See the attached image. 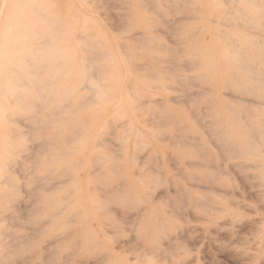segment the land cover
I'll list each match as a JSON object with an SVG mask.
<instances>
[{"label": "rangeland", "instance_id": "374dc122", "mask_svg": "<svg viewBox=\"0 0 264 264\" xmlns=\"http://www.w3.org/2000/svg\"><path fill=\"white\" fill-rule=\"evenodd\" d=\"M68 1L72 9H80V0ZM133 1L137 10L134 8L135 4L133 6ZM160 1L165 8H162ZM83 2L87 14L98 21L101 30L111 39L114 54L122 60L126 59L127 63L134 62L127 65L130 70L136 67L137 70H134L139 77L134 76V79H137V83L147 84V95L130 105L131 111H135L133 114L138 117L135 119V127L140 133L143 129L142 142L137 144L133 143L132 139L130 142L125 140L127 134L134 132L125 134L124 131L116 130L115 133L113 128L117 126L116 124L122 123L115 121L116 123L110 124L111 127L94 133L93 142L90 141L93 146L89 144L87 149H83L76 142H70L72 138L67 142L64 140L65 143L69 142L68 144L50 142L54 136L64 137L63 134L56 133L54 136L52 134L53 138L48 141L49 131L40 127L41 124H36L35 116L17 118L16 127L21 128L18 131L21 132L24 144L20 146L22 151L15 149L13 162L11 160L8 163V167H11L8 175L14 178L12 185L15 184L17 189L13 186L14 199L12 196L7 197L6 199H9H4L3 206L0 207V264H264V99L257 95V90L250 94L251 91L241 92L242 89L219 87L221 95L223 94L222 102L232 107L230 109L233 120L241 124V129L245 124L238 135L239 143H234V137L238 133L222 134L214 126L209 112V105H212L210 101L214 103V100L206 93L208 81L195 76L196 58L188 61L189 52H186V48H183L185 51L182 49L188 48L190 40L198 43L202 39L200 32L196 30L201 21L194 19L189 0L186 2L152 0L150 3L146 0L151 11L148 8L149 4L145 5V0H83ZM153 4L156 7H152ZM168 6H174L173 10ZM144 9H148L149 12L147 10L146 13ZM158 13L162 14L160 15L162 18L157 16ZM143 16H146L147 20H144ZM208 19L210 21L207 20L209 22H206L207 25L216 26L212 17ZM162 23L164 24L161 25ZM144 27H147L149 35L154 34L153 38L159 43L151 41L149 43L146 35L142 34ZM191 27L193 32H189L192 31ZM173 31L177 35H174ZM187 32L192 34L191 38ZM255 35L264 40V24L262 29L255 31ZM154 58H158L159 61H154ZM182 60L187 63L184 64ZM255 73H249L251 77L260 79L257 80L258 83L254 82L257 84L254 86L256 89L263 88L264 72L257 73L259 76ZM129 76L126 79L130 82L133 76ZM175 76L178 81L175 80ZM173 79L177 83H174ZM173 98H177L176 101ZM95 99L92 100L93 106H96ZM244 100L246 106L250 104L249 107H245ZM155 102L156 105L161 103L162 107L160 104L155 106ZM138 103L141 106L135 108ZM170 108L179 110L184 116L188 115L196 130L182 131L183 127L179 124H177L179 130L175 128ZM245 108L248 110H244ZM164 112H168V115ZM193 114L195 117H192ZM57 118L58 116L55 117L56 120ZM37 120L39 121V118ZM161 121L165 122L162 124ZM249 121L251 124L260 121L262 125L249 128ZM210 123L213 124V128L210 127ZM25 124L26 126H23ZM74 134L75 132H72L70 137L75 138ZM146 135L149 138H146ZM140 145L142 150L137 149L140 151L138 152L135 149ZM91 147L96 150L95 154L92 153L94 149ZM60 150H63V155H60ZM85 150H89L90 153L87 151V155H90L88 158L85 155L88 160L83 157L84 161L78 152L86 153ZM98 155L100 162L97 160ZM78 159L80 163L77 162ZM87 162L92 164L86 166ZM127 162L132 163L130 167ZM82 164L88 168L81 169ZM66 169L69 170L65 171ZM86 174L87 176L89 174V179ZM131 174L134 176L133 181L127 178L128 176L132 179ZM80 179L82 183H78ZM83 186L87 187V190L84 187V192ZM89 186L93 197L89 192ZM79 189L81 192H78ZM134 192L136 194L138 192L139 197ZM87 194L91 201L87 200ZM130 196V201H125ZM152 201L155 202V206L150 205H154ZM81 204H84V207ZM88 204L93 206L90 207ZM74 205L77 207L73 208ZM208 212L215 216L212 217L211 213L207 214ZM206 215L212 221L207 220ZM258 219H263L258 226L251 223L259 221ZM252 225L256 227L253 228ZM173 238H179L180 244L178 243L179 245L171 251L168 248V251L165 249L169 244L167 242Z\"/></svg>", "mask_w": 264, "mask_h": 264}, {"label": "bare ground", "instance_id": "6f19581e", "mask_svg": "<svg viewBox=\"0 0 264 264\" xmlns=\"http://www.w3.org/2000/svg\"><path fill=\"white\" fill-rule=\"evenodd\" d=\"M151 1L152 0H148L149 3ZM185 2H186V0H185ZM145 3H146L145 5L149 4V3L147 4L146 0H145ZM175 3L177 4V2H175ZM79 4H80V9L74 10V9H72L73 7L68 0H0V207L3 206L2 202L4 199H6L7 197H11L12 194H15V192H12V191H15V190H12L13 186L15 189H17L15 184L12 185L14 178L11 177L10 175H8V170H10V168H11V167L10 168L8 167V163L11 160L13 162L12 156L14 154V151H16L15 149L18 148V151L19 150L22 151L20 146H22L24 144V142L21 138V132L18 131L21 128L17 129V127H16L17 118H27L30 116H35L36 121H37L36 124L37 123L41 124L40 127L49 131V135H48L49 140L48 141H50L53 138L51 136L52 134H53V136H54V134L56 135V133L61 134V135L63 134L64 137H60V136L55 137L54 136V138L50 142H53V143L58 142V143L68 144L69 142L65 143L64 140H66V142H67L69 140V138H72L73 140H70V142L71 141H72V143L76 142L77 145H79L83 149H85V148L87 149V146L91 145L90 141L93 140V136H94L93 134L94 133H99V132L103 131L105 128L110 126V124L114 123L115 121H117V122L122 121V123H120V125L116 124L117 126L115 125L116 127L113 128L115 130V133H116V130L124 131V132H126L125 134H127V133L130 134V132L131 133L134 132V134H130V135L127 134L128 136L126 135L125 140L130 142V139H132L133 143L136 142L137 144L142 142L141 140L143 138L142 137V132H143L142 130L143 129L142 130L140 129L141 130V133H140L139 130L135 127V124H136L135 119L136 118L138 119V117H137V115L133 114V112H135V111H133V112L131 111L130 105H131V103L135 104V102L140 97H144L147 95V93H148L147 92V84L136 82L137 79L135 80L134 76L139 77V75L134 70V69H136V67H134L133 70L132 69L130 70L127 65H128V63L130 64L131 61L127 63L126 59L122 60V59H120V57H117V55L114 54V51L112 49L111 39L106 35L105 32H103L101 30V28L97 24L98 21L96 22V20L91 15L87 14L88 11L85 8V3L83 2V0H80ZM134 4H135V6H134ZM160 4H162V8H165L163 6L164 4L161 1H160ZM172 4L173 3H171V5ZM128 5H129V3H128ZM189 5H190V11L193 13V15H195V16H193L194 19L201 21V23H199L198 26H196V30H197V32H200L202 39L198 43L190 40L189 41L190 43L187 44L188 48L182 47V49L186 48V52L187 53L189 52L188 61L192 58H196L197 66H195V67H197V72L195 73V76L197 78H203L204 80L208 81L207 82L208 88L206 89V93H207V95L210 96L211 99L214 100V103H213V101H210V102H212V105L211 104H210L211 106L209 105V112L211 115V119H213V121H214V123H213L214 126H216L220 130V133H222V134L226 133V135H227V133H228V134L234 135V134L238 133L234 137L235 138L234 143H236V142L240 141V136H238V135H239V133H241V130L244 128L245 124L243 125V128L241 129V127H242L241 124L238 121H236L235 119L233 120V118H232L233 114L231 112L232 110L230 109L232 107L225 105L222 102V95L223 94L221 95V93L219 91V87H220V89H221V87H224V86L229 87L230 89L231 88L232 89L235 88L238 90L242 89V91L240 90L241 92H244V90L251 91L250 94L252 93V91L257 90L256 91L257 95L260 98L264 99V87L260 88V89H256V86H254V84L258 83L257 80H260V79L258 77L257 78L251 77L250 76L251 74L249 75V73H251V72H253V73L256 72L255 73L256 76H259L262 73V71L264 72V40H260L255 35V31L262 29V26L264 24V0H189ZM133 6L137 10L136 3L134 1H133ZM152 7H156V6L153 4ZM170 7H172V6H170ZM173 7H172V10H173ZM81 8H82V10H81ZM148 8L150 9V4H149ZM90 10H92V9H90ZM147 10L148 9L145 10L146 13H147ZM155 10H156V8H155ZM150 11H151V9H150ZM148 12H149V10H148ZM156 12H157V10H156ZM170 12H171V9H170ZM155 13H154V15H155ZM160 13H158V15H157L159 18L161 17L160 15H162ZM128 14H129V12H128ZM174 14H175V12H174ZM168 15H169V11H168ZM170 15H172V12ZM185 16H187V15H185ZM209 17H212L214 19L216 26L215 25L211 26V25L206 24V22L210 21L208 19ZM185 18H187V17H185ZM143 19L147 20V17L143 16ZM151 19H152V17H151ZM165 20L163 22H165ZM185 21H187V20H185ZM155 23L159 25V23H157V22H155ZM163 24L164 23H162L161 25H163ZM165 25H167V22ZM218 25H219V27H218ZM143 30L144 31L142 34L146 35V36L145 35L144 36L146 37L147 40H149V43H150V41L154 42L156 44L159 43V41L156 38L155 39L153 38L154 34H153V36L151 34L150 35L148 34L147 27H144ZM172 30H170V31H172ZM175 30H176V28H175ZM191 30L192 31H189V32H193V28ZM259 32H261V31H259ZM175 34L176 33L174 32V35ZM178 34H179V32H178ZM180 34H182V33H180ZM187 34L190 35L191 33L187 32ZM194 34H196V33L194 32ZM191 35H190V38H191ZM129 36H130V34H129ZM176 39L178 42V38H176ZM183 40H182V42H183ZM156 44H155V46H156ZM166 44H167V42H166ZM123 46H125V45H123ZM151 46L153 48V45H151ZM169 46L167 44L168 48H169ZM184 46H185V44H184ZM168 48H167V50H168ZM180 50H181V47H180ZM155 51L157 52L156 49H155ZM170 53L173 55L172 52H170ZM171 54H167V55H171ZM175 57H177V55ZM150 60H151V58H150ZM155 60L159 61L158 58L157 59L154 58V61ZM182 61L184 62V64L187 63V62H185V60H182ZM191 62H193V61H191ZM132 63H134V62H131V64ZM150 63H152V61H150ZM135 64H136V62H135ZM174 65H175L174 67H176V64H174ZM143 66H145V65H143ZM137 67H139V66H137ZM174 69H176V68H174ZM174 72H176V71H174ZM178 72H176V73H178ZM166 73H167L166 75L168 76V72H166ZM257 73H260V74H257ZM129 75L133 76V78L130 82L126 79ZM169 76H170V74H169ZM176 77L177 76H175L174 78H175V80L178 81V79H176ZM179 78L181 79V77H179ZM173 81H174V79H173ZM254 82H256V83H254ZM260 82H262V81H260ZM174 83H177V82L174 81ZM196 83H198V82H196ZM155 87H156V85H155ZM259 87H260V85H259ZM261 87H262V85H261ZM170 88H169V90H170ZM200 88H202V87L200 86ZM161 90L164 91V89H161ZM87 91H89L91 94L88 93ZM117 94H119V96ZM186 95H187V93H186ZM234 95H235V93H234ZM253 95H255V94H253ZM189 97H191V95ZM93 98L94 99L96 98L95 99L96 106H93V103H92ZM187 98H188V95H187ZM187 98H186V100H187ZM233 98H234V96H233ZM167 99L169 100V98H167ZM173 99H174V101H176L177 98H173ZM209 100L206 101V104H207V102H209ZM89 101H91L90 104L88 103ZM157 101L159 102V100H157ZM171 101L173 102L172 99H171ZM203 101H205V100H203ZM184 102H186V101H184ZM184 102H183V104H186ZM159 104L161 105V103H159ZM159 104L157 103V105H156V102H155V106H159ZM206 104H205V106H206ZM142 105H143V103H142ZM138 106H141V104L138 103V105L135 106V108H138ZM247 106H246V101H245V107H247ZM249 106H250V104H249ZM161 107H162V105H161ZM190 107H191V105H190ZM194 107H196V106H194ZM241 107H242V105H241ZM141 108H140V110H141ZM159 108H157V109H159ZM206 108L208 109V107H206ZM244 110H248V109L245 108ZM169 111L171 114V115L170 114L169 115L174 120V124H175L174 126H176L175 128H177V124H179L183 127V128H181L182 131H183V129H184V131H188V132H193L194 130H196L193 123L190 121L188 115L184 116L177 109H171L170 108ZM246 112L247 111H245V113ZM250 112H251V110H250ZM164 113L167 114L168 112H164ZM189 113H190V111H189ZM240 114H241V112H240ZM242 114H243V112H242ZM162 115H164V114H162ZM54 116L55 117L58 116L57 120L55 119ZM53 117H54V119H53ZM192 117H195L194 114L192 115ZM241 117H242V115H241ZM241 117H239V118H241ZM37 118H39V121L37 120ZM171 118H168V119H171ZM163 119L165 120V118H163ZM164 122H162V124ZM166 122H168V121H166ZM259 122L260 121L253 122L251 124V122L249 121L250 124H249V126L247 124V126L249 128H252V127L257 128L258 126L262 125V123L260 122L261 123L260 124ZM29 123H31V121ZM27 124H28V122H27ZM130 124H131V126H130ZM159 124H160V122H159ZM213 124L211 125V123H210L211 128H213ZM23 126H26V124ZM160 126H162V125H160ZM172 126H173V124H172ZM40 127H38L37 129L40 130ZM139 127H141V126H139ZM175 128H173V129H175ZM259 129L260 128H258V131H259ZM41 131H39V132H41ZM261 131L262 130H260V132ZM34 132H36V131H34ZM50 132H51V134H50ZM72 132L73 133L75 132V134H76V136L74 134L75 138H73V136L70 137V135H72ZM198 132H199V130H198ZM23 133L24 132H22V134ZM29 134H32V133H29ZM40 134H42V132ZM103 134H104V132H103ZM108 134H110V133H108ZM119 134H121V133H119ZM42 135H41V138H43ZM145 137L149 138L147 135ZM34 140H36V139H34ZM96 142H97V140H96ZM150 143H152V142H150ZM148 145H150V144H148ZM200 145L202 146V144H200ZM242 145L243 144H241V146ZM41 146H43V144ZM64 146H66V145H64ZM91 146H93V145H91ZM44 147H45V145H44ZM205 147H206V144H205ZM92 148L93 147H91V149ZM140 148H141V145H140V147H137L135 150L140 149ZM91 149H90V152H91ZM162 149H163V147H162ZM203 149H205V148H203ZM45 150H46V147H45ZM94 150L92 153L95 154L96 150L95 151ZM141 150L142 149H140V151ZM42 151H44V150H42ZM42 151H41V153H42ZM46 151H45V153H47ZM62 151L60 152L61 154L59 153L60 155L64 154ZM66 151H64V152H66ZM87 151L89 152V150H87ZM87 151H86V153L84 151H83V153L78 152V154H80L79 155L80 158H82V159H84L86 157L88 158V155H90V154L87 155ZM140 151H138V152H140ZM99 153L101 155V152H99ZM103 153H105V152H103ZM127 153H128V149H127ZM59 154H57V155H59ZM94 154H93V156H95ZM144 154H145V151H144ZM32 155L33 154H31V156ZM85 155H87V156L85 157ZM188 155H190V153ZM129 156H130V154H129ZM77 158H78V156H77ZM87 158H86V160H88ZM98 158H100L99 155L97 157V160H98ZM128 158L129 157H127V159ZM136 158H138V157H136ZM35 160H36V158H35ZM46 160L50 161L48 159H46ZM89 160L92 161L93 159L89 158ZM78 161L80 163V159H78L77 162ZM84 161H85V159H84ZM128 161H130V160L128 159ZM44 162L45 161L43 160V165H44ZM84 164L81 165V169H82V167H85V166H83ZM90 164H92V163L87 162V165L86 164L85 165L89 166ZM127 164L129 166L132 163L130 162V164H129L127 162ZM128 166H127V168H128ZM85 168H88V167H85ZM52 169H54V168H52ZM62 169L63 168H61V170ZM129 169L130 168H128V170ZM68 170L69 169H66L65 171H68ZM83 170L85 171L84 168H83ZM47 171H51V170H47ZM47 171H45V172L47 173ZM73 171H75V170H73ZM84 171L81 170V172H84ZM52 172L53 171H51V173ZM85 172H87V170ZM127 172L131 173L129 171H127ZM53 173H55V172H53ZM59 174H60V172H59ZM64 174H66V173H64ZM64 174H61V176L62 175L64 176ZM135 174L136 173H134V176H135ZM202 174H204V173H202ZM88 176H89V174H88ZM88 176L86 174L87 178H88ZM131 176H132V179H131V177L129 178L128 176H127V178L130 181L131 180L133 181L134 176L132 174H131ZM204 176H206V175H204ZM81 178H83V177H81ZM135 178H137V177H135ZM33 180H35V179H33ZM80 181H81V179L79 180L78 183H82ZM86 181L87 180H85V182ZM87 183H84V184H87ZM133 184H135V183L133 182ZM79 185L81 186V184H79ZM79 185L77 187H79ZM85 186H83V192H84ZM85 188L87 190V187H85ZM19 190L20 189L18 188V191ZM140 190H141V188H140ZM78 192H81L80 189L78 190ZM89 192L91 194L90 186H89ZM16 194H17V192H16ZM137 194H138V192H137ZM137 194H136V196H138ZM70 195H71V193H70ZM87 195H88L87 200L91 201L89 199V194H87ZM91 195L93 197V194H91ZM140 195H141V197H144V196H142V194H140ZM35 196H37V194ZM42 196H44V195H42ZM13 197L14 196H12V198ZM8 199H6V200H8ZM37 199H38V197H37ZM130 199H131V196L129 199H127V200L125 199V201H128V200L130 201ZM15 200H17V199H15ZM43 200H44V198H43ZM87 200H86V202H87ZM137 200H136V203H137ZM76 203H78V202H76ZM87 203H90V202H87ZM153 203H154V205L153 204H150V205L155 206L156 205L155 202H153ZM11 205H12V203H11ZM81 205L83 206L84 204H81ZM89 205H90V207L93 206V204H88V206ZM147 205H149V204H147ZM8 206L9 205H7V207ZM78 206H80V203ZM76 207L77 206H75V205L73 206V208H76ZM3 208H6V207H3ZM89 209H91V208H89ZM219 210L222 211L221 209H219ZM210 213L212 214V217L215 216L212 212H210ZM210 213L208 212L207 214H210ZM209 216L211 217V215H209ZM212 217H211V219H213ZM208 218L209 217L207 216V220L212 221ZM258 220L259 221H256V222L252 221L251 223H253L254 225H257V224L259 225L263 222L262 221L263 219H258ZM252 227L255 228L256 226L252 225ZM257 228H259V227H257ZM179 238L178 239L173 238V240H171L170 242H167L169 244L165 249L168 250V248H169L171 251L172 248H175L177 245H179L180 244V242H178ZM179 241H181V240H179Z\"/></svg>", "mask_w": 264, "mask_h": 264}]
</instances>
